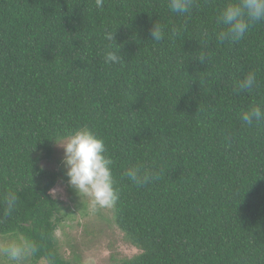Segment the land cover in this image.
I'll return each instance as SVG.
<instances>
[{"label":"trees","instance_id":"16d2710c","mask_svg":"<svg viewBox=\"0 0 264 264\" xmlns=\"http://www.w3.org/2000/svg\"><path fill=\"white\" fill-rule=\"evenodd\" d=\"M229 2L195 0L177 15L167 0H0V209L18 195L0 235L36 239L30 264H71L55 238L62 169L43 163L82 128L113 160V222L139 250L111 264H264V119H240L264 111V21L217 43ZM105 31L122 43V63L105 62ZM201 49L203 65L192 59ZM250 71L256 87L236 91ZM137 164L159 178L131 182L123 173Z\"/></svg>","mask_w":264,"mask_h":264},{"label":"clouds","instance_id":"9594fccd","mask_svg":"<svg viewBox=\"0 0 264 264\" xmlns=\"http://www.w3.org/2000/svg\"><path fill=\"white\" fill-rule=\"evenodd\" d=\"M103 4L104 0H95L97 8H102ZM194 5L195 0H167L169 11L177 15L189 13ZM260 21H264V0H235L226 3L219 12L217 23L222 27L215 33L217 43L223 44L243 38L250 26ZM149 34L154 41H160L164 37L162 27L157 23L150 27ZM104 39L109 42L108 50L104 54L105 62L122 63V43L116 42L115 31H105ZM209 58V53L201 49L192 59L203 65ZM256 85L257 74L250 71L236 82L235 90L251 92ZM240 119L245 125L251 126L254 122L264 119V111L259 106H250L241 111ZM55 144L62 149L59 164L63 177L74 194L78 193V198H88L93 211L113 208L118 200V193L114 188L111 168L113 160L106 155L107 149L103 140L88 129L82 128L70 131L62 142ZM123 175L135 184L159 178L155 170L140 164L127 168ZM17 202V193L9 191L0 209V222L12 217ZM40 248V243L24 231H7L0 235V264H30ZM43 260L45 264H50L47 256Z\"/></svg>","mask_w":264,"mask_h":264},{"label":"rangeland","instance_id":"374dc122","mask_svg":"<svg viewBox=\"0 0 264 264\" xmlns=\"http://www.w3.org/2000/svg\"><path fill=\"white\" fill-rule=\"evenodd\" d=\"M62 154V149L56 145L53 159L43 163L44 167L59 171ZM70 190L65 179H60L51 191L54 198L62 201L55 238L60 255L66 261L71 264H111V259H128L139 254L115 226L111 209L93 211L88 198H78L79 194L72 190L69 193ZM37 264L45 262L40 260Z\"/></svg>","mask_w":264,"mask_h":264}]
</instances>
